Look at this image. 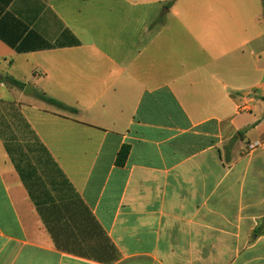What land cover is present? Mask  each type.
Instances as JSON below:
<instances>
[{
  "label": "crops",
  "instance_id": "1",
  "mask_svg": "<svg viewBox=\"0 0 264 264\" xmlns=\"http://www.w3.org/2000/svg\"><path fill=\"white\" fill-rule=\"evenodd\" d=\"M0 75V264H264L262 0H0Z\"/></svg>",
  "mask_w": 264,
  "mask_h": 264
},
{
  "label": "trees",
  "instance_id": "2",
  "mask_svg": "<svg viewBox=\"0 0 264 264\" xmlns=\"http://www.w3.org/2000/svg\"><path fill=\"white\" fill-rule=\"evenodd\" d=\"M262 4H263V9H264V0H262ZM6 82H8L9 84L13 85V86H16L18 88H23L24 85L20 82H18L17 80L13 79L12 77H5L4 79ZM38 97L40 99H42L43 101L49 103V104H52L54 106H57L61 109H65V110H71V111H75V109H72V108H69L68 106L64 105L63 103L55 100V99H52V98H49V97H46L44 95H38ZM38 145L40 147V149H38L40 152H41V155L42 157L44 158L43 163L44 164H48V165H53V167L56 169L55 165H54V162L52 160V158L50 157L49 153L46 151L45 148H43L41 146V144H39L38 142ZM7 150L9 152V154L11 155L12 157V160L13 162L15 163V166L17 168V170L19 171V174L21 175V178L23 179V181H27V176L25 174V168L23 166L20 165L19 162H23L22 159H19V158H16L15 157V151L14 149H10V147L7 145ZM129 154V148L127 146L123 147V149L119 152L118 154V157H117V163L119 165H122L125 163L126 159H127V156ZM21 155L22 157L26 160V155L24 153V150L22 149L21 151ZM41 162V158H40V161ZM29 170L28 172L31 173L32 175L33 174H36L37 173V168L32 164V163H29ZM56 171L59 173V175L62 177L61 173L56 169ZM29 178V177H28Z\"/></svg>",
  "mask_w": 264,
  "mask_h": 264
},
{
  "label": "rangeland",
  "instance_id": "3",
  "mask_svg": "<svg viewBox=\"0 0 264 264\" xmlns=\"http://www.w3.org/2000/svg\"><path fill=\"white\" fill-rule=\"evenodd\" d=\"M25 134V138H27V140L29 141H34L33 137L29 134V133H24ZM30 148L31 149H23L24 153L26 155V160L22 157L21 155V151L22 149H14L15 151V157L22 159V163H20L21 166H23L26 170V168L29 169V163H32L35 167H39V169L37 170L36 173V177L39 179V181H47L48 178H50V176H52L51 170L49 168L46 169V167H49L48 164H44L42 160H44V158L41 155V152L38 150L40 149L39 145L36 142H31L30 144ZM41 158V162L40 161Z\"/></svg>",
  "mask_w": 264,
  "mask_h": 264
},
{
  "label": "water",
  "instance_id": "4",
  "mask_svg": "<svg viewBox=\"0 0 264 264\" xmlns=\"http://www.w3.org/2000/svg\"><path fill=\"white\" fill-rule=\"evenodd\" d=\"M3 80V76L0 75V81ZM24 95L25 96H31L33 95V89L30 85H27L26 88H25V91H24Z\"/></svg>",
  "mask_w": 264,
  "mask_h": 264
},
{
  "label": "built area",
  "instance_id": "5",
  "mask_svg": "<svg viewBox=\"0 0 264 264\" xmlns=\"http://www.w3.org/2000/svg\"><path fill=\"white\" fill-rule=\"evenodd\" d=\"M254 147V145L251 146V148Z\"/></svg>",
  "mask_w": 264,
  "mask_h": 264
}]
</instances>
